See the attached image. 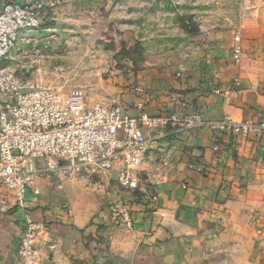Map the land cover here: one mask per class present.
I'll return each mask as SVG.
<instances>
[{
  "label": "crops",
  "instance_id": "crops-1",
  "mask_svg": "<svg viewBox=\"0 0 264 264\" xmlns=\"http://www.w3.org/2000/svg\"><path fill=\"white\" fill-rule=\"evenodd\" d=\"M252 3L254 9L237 30L183 31L176 41L168 39L165 56L137 68L132 75L141 84L119 89L118 102L132 116L140 111L155 116L198 111L214 121L264 120V0ZM224 90L230 91L227 100ZM140 103L142 109L137 108ZM176 127L170 123L159 128L168 132L153 147L165 158L162 178L153 186L161 208L131 213L132 230L111 223L110 208L82 217L74 209L48 207L38 178V194L28 191L27 201L19 205L36 209L30 212L38 222L36 264H209L212 255L204 259L196 254L198 249L223 246L235 253L240 245L244 253L234 255V263H264V135H230L205 127L175 132ZM215 140L217 151L212 150ZM111 172L107 173L116 180ZM48 178L50 186L59 187L55 176ZM218 199L225 203L218 206ZM230 200L251 206L236 209ZM4 203L0 199V212ZM14 212V217L24 213L20 208ZM239 214L246 216L244 244L238 233ZM208 216L222 218L216 238L214 229L202 221ZM136 231L152 235L143 240ZM167 231L180 238H171ZM201 231L208 237L200 236ZM162 232L166 238L156 239Z\"/></svg>",
  "mask_w": 264,
  "mask_h": 264
},
{
  "label": "rangeland",
  "instance_id": "rangeland-1",
  "mask_svg": "<svg viewBox=\"0 0 264 264\" xmlns=\"http://www.w3.org/2000/svg\"><path fill=\"white\" fill-rule=\"evenodd\" d=\"M44 1L49 5L45 18L35 34L34 44L28 48V51L37 50L36 61L29 62L33 53L28 52L16 64L31 66L26 74L29 81L49 86L62 95L71 87L81 88L89 106L106 104L111 98L118 99L119 89L125 90L133 84H141L132 73H136L137 68L144 69L161 60L170 44L168 39L176 41L183 31L199 33L237 30L242 20L249 16V11L254 9L253 0ZM130 75L133 78L131 81ZM176 151L177 148L175 156L178 155ZM164 159L163 151L154 149L149 160L133 168L139 178L138 188L133 191L121 187L111 174L91 168H84L73 177L62 178L57 188L46 182L45 178L49 175H43L39 179L42 183L39 189L47 197L48 207L74 209L82 217L109 208H118V212L126 208L130 213L141 210L153 212L161 208V199L153 186L162 178ZM178 161L180 159L176 164ZM117 174L115 171L113 175L116 177ZM0 199L5 202L0 212V264H22L17 243L28 226V218L34 219L30 212L36 209L20 207L2 187ZM223 201L218 199L214 202L222 206L225 203ZM229 205L242 209L251 206V203L238 200ZM18 208L24 213L14 217V211ZM245 218L239 214L238 233L243 244L247 238L243 231ZM202 221L205 226L214 229L216 238L218 221L221 222L222 218L216 216L213 220L208 216L203 217ZM168 232L171 238H180L177 232ZM137 233L143 240L152 235L150 232ZM203 233L201 231L199 235ZM159 234L161 236L156 239H164L163 232ZM203 236L208 237L207 234ZM238 248L240 250L234 253L223 246L203 247L196 254L204 256V259L205 256L210 259L212 255L213 262L209 260V264H241L232 261L234 255L244 253L241 245Z\"/></svg>",
  "mask_w": 264,
  "mask_h": 264
},
{
  "label": "built area",
  "instance_id": "built-area-1",
  "mask_svg": "<svg viewBox=\"0 0 264 264\" xmlns=\"http://www.w3.org/2000/svg\"><path fill=\"white\" fill-rule=\"evenodd\" d=\"M48 6L44 0H0V187L19 205L27 201L28 191L38 194L34 184L43 175L61 180L84 168L117 171L121 187L137 189L139 178L133 168L149 160L155 141L168 132L159 128L170 123L177 125L175 132L205 127L230 135H264V120L252 117L239 122L227 118L214 121L198 111L156 116L140 111L132 116L118 99L89 106L79 87L62 95L29 81L26 74L31 66L16 62L28 52L33 53L29 62L36 61L37 50L28 48L34 44ZM229 92L222 91L226 100ZM212 150H218L216 140ZM109 219L118 227H132L127 208L122 212L112 209ZM27 221L17 251L22 264H36L38 222Z\"/></svg>",
  "mask_w": 264,
  "mask_h": 264
}]
</instances>
